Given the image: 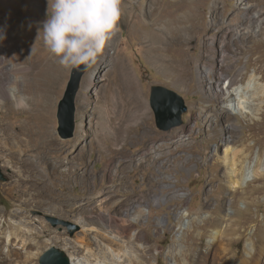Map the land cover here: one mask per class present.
I'll list each match as a JSON object with an SVG mask.
<instances>
[{"label":"rangeland","instance_id":"1","mask_svg":"<svg viewBox=\"0 0 264 264\" xmlns=\"http://www.w3.org/2000/svg\"><path fill=\"white\" fill-rule=\"evenodd\" d=\"M137 2L122 0L118 31L83 78L76 99L75 133L65 139L58 132L57 110L71 70L62 67L44 47L42 30L37 36L47 18L48 0H0V32L6 37L0 41V79L5 90L39 100L28 109L15 95L5 96L0 85V231L21 223L19 232L27 239L25 246L15 242L12 256L8 255L10 243L5 240L1 264H40L42 253L49 247L44 243L53 236H57L54 245L62 249L64 239L71 241L77 264H259L252 257L259 255L264 241V29L241 55H227L222 62L233 65L224 71L223 84L231 89L241 86L247 94L240 99L241 106H233V100L218 95L220 106L231 112V122L237 124L231 139L222 130L227 121L216 110H207L210 83L200 71L204 64L221 63L223 36L244 23L248 6L264 11V0H162L165 9L157 14L161 18L156 22L149 13L152 0L146 1L143 12L132 9ZM26 3L30 9L17 12V8H26ZM128 7L132 17L134 11L141 17L130 22ZM188 14L194 18L190 20ZM160 26L163 41L152 50L147 33H160ZM226 43L223 47L228 48ZM153 54L162 57L159 60ZM119 59L126 69L121 68ZM231 75H237L238 80L231 82ZM153 84L172 88L185 98L189 109L183 125L167 131L157 127L150 105ZM37 86L50 88L49 98L43 97L46 89ZM83 100L89 104L88 112ZM104 105L106 112L101 110ZM102 116L108 120L111 138L108 145L100 147ZM40 118L80 167L78 176L51 183L54 191L47 198L41 193L43 186L28 177L26 158L33 153L24 154L25 146L19 143L17 132L22 124L35 128ZM119 124L126 136L120 142L116 141ZM81 135L85 137L79 149L86 150L88 171L79 151L70 148ZM17 151L21 153L18 160ZM235 151L239 152L238 178L245 171L248 180L233 184L235 195L227 200L229 168L224 156ZM146 158L149 168L142 166ZM67 161L63 162L64 169ZM37 167L46 179L54 175L42 164ZM121 182L127 185L119 188L120 195L111 203L118 204L123 213L131 205L144 210L125 238L104 232L100 220L94 218L96 214L84 210L95 207L97 212L96 206L107 196L100 193L104 196L90 205V198L98 196L90 191V184L96 183L103 190L116 189ZM50 216L79 227L73 231L61 223L54 225ZM105 235L119 244L105 247ZM83 239L93 240L97 254L88 251ZM100 243L104 252H100Z\"/></svg>","mask_w":264,"mask_h":264},{"label":"bare ground","instance_id":"2","mask_svg":"<svg viewBox=\"0 0 264 264\" xmlns=\"http://www.w3.org/2000/svg\"><path fill=\"white\" fill-rule=\"evenodd\" d=\"M146 1L147 0H138L137 6H135V7L131 6V7L133 10L135 8V9H140V11L143 12V10H142L143 7H145V6L147 7ZM152 2H153V4L151 6H149V8H150L149 13H150V16L153 18L152 22H156V21H159L161 18L160 17L161 14L160 15H157V14L164 11L165 7L163 6L162 0H152ZM26 5H27V3L24 4V7H26V8L19 9V10H18V8L16 9V7H17L16 5H13V6L17 10V12H21L25 9L28 10L29 4L27 6ZM131 7H130V9H131ZM15 9L12 8L11 10L13 12H15L14 11ZM130 9L128 7V12H127L126 17L130 16L131 17L130 22H131L135 19H138L140 15H139V13H136L134 11V14L132 17ZM192 16H193V14H188L186 17L190 18V20H191L194 18ZM246 16L247 17H246V20L244 21V23H242L240 26H234L230 30L229 33L227 32L223 36L224 39L221 42V45H222L221 46V48H222L221 63H210L209 65L204 64L202 66V70L200 71L202 78H204V80L206 79V81L208 80V82L210 83L209 94L205 100L208 103L207 104V110L208 111H215L216 110V112H218V115H220L222 118H224L227 121L226 128L222 129L224 132H226L228 134L227 139L232 138V134L235 132L234 127H237V124L231 122V119H233V115L231 114V112H229L225 106H220L219 100H218V95L221 94L226 99L233 100L234 101V103H232L233 106H237V103H238V105L241 106L240 99L245 98L247 94L244 90L241 89L242 88L241 86H239L238 88L236 87L237 89L236 88L231 89L229 87L230 85L227 87V86H225L227 84H225V85L223 84V82L225 80V72L224 71L226 69H228V70L233 69V67H232L233 65L231 64V65H225L224 66L222 64V62H226V60H227L226 56L227 55L229 56L232 54L234 57L241 55V53L243 51H245L248 43L255 41L256 40L255 38L264 29V11L261 10L259 7H256L254 5L248 6L247 11H246ZM158 29L161 30L160 33L159 32H148L147 33V37L151 41L149 46L152 50H156L159 48L158 47L159 46L158 45L159 40L162 39V41H163V31L161 29V26L158 27ZM226 42L228 43V48L223 47V45ZM153 56L157 57V58L159 57V60L161 59L160 57H162L161 55H155V54H153ZM122 59H119L120 60L119 64L121 63L122 69H126L127 67L122 63V61H123ZM2 80L3 79H0V85H1V88L3 89L2 91H3L5 96L15 95L20 105L25 106V107L27 106L28 109H33L32 107H29V106L34 104V102L36 101L34 98L35 96L34 97L29 96V95L27 96V95H23L22 93L20 95H16V92H15V94H13V93L9 92L8 90H5V87H4L5 82ZM237 80H238L237 75H231V82H236ZM37 87L43 88V89L45 88L46 93H45V95H43V97L45 96V97L49 98V96H50L49 90H51L50 88H48L46 86H37ZM134 87L135 86H133V88ZM235 90L237 92H235ZM262 90L264 92V87L262 88ZM14 91H12V92H14ZM27 94H28V91H27ZM104 95L107 99L108 98V89L105 91ZM113 95H115V93H113ZM236 95H239L238 99H237ZM38 101H36V103H38ZM46 102H47V100H46ZM83 106H84V108H86V110L88 112L89 111V109H88L89 104H88L87 100H83ZM101 110H102V112L108 111V109H105V105L101 108ZM209 116L210 115L208 114L207 118H209ZM37 122H38L37 123L38 126H36L35 128H33L31 124L30 125L22 124L21 126H19V130L17 132H19L20 136L24 135L26 137V138H23V137L19 136V138H20L19 143L22 142L25 146V149H24L25 153L24 154L27 155L26 153H28V154H30V152L33 153L32 154L33 156L30 154V157L26 158V163L28 164L27 167H28V171H29L28 177L30 178V180H33L35 183L41 184L43 186V190H41V193L43 196H45V198H47L49 195H52V193L54 191L53 188L51 187V183H55V182L57 183V181H60L59 179H61V180L65 179V178L70 179V178H74V177L78 176L80 167L76 166V164L73 160H70V151L69 150L65 151L63 148H61L62 144L59 143V141L56 139V137H54L53 133L49 129L48 124L45 121H43L41 118L38 119ZM99 126H100V131H99L98 146L102 147L104 145H108V140H109V138H111V134L109 133V129H108V127H109L108 120L105 116L101 117ZM16 136H18V135H16ZM84 137L85 136H83V135L79 136L77 138V142L73 143L70 148H73L74 150L79 151V156L83 160V165L85 164V168L88 171V169H89L88 163H86L84 161L85 157H86V150L84 148L79 149L80 144L84 142ZM125 137L126 136L124 135V127L122 124H119L116 128V141L120 142L121 140H125L124 139ZM58 152H60L58 157L55 156V159H53V160L50 159V156H54V154H57ZM238 153H239L238 151H235L232 155L226 154L224 156V159L228 162V168H229V170L227 172V175H228L227 181H228V185H229V192L227 195V200H231L233 198V196L235 195V191L232 188L233 184H237L238 182H240L241 179L242 180L244 179V181L248 180V177H247L245 171L242 173L240 180L238 178L239 176L237 174V167H236V165L238 164V162L236 160V156L238 155ZM16 154H17V160H18V156H20L21 153L17 151ZM31 156L34 157L36 160L31 159ZM24 158H25V156H24ZM66 159H68L67 163L65 164L67 167L64 169L63 168V162ZM148 160H149V158H146L145 160L142 161V166L146 165L145 168L150 167V165H147L149 163ZM154 160H156V159H154ZM6 162H7V164H9L10 160H7ZM38 164H40V165L42 164L43 166H45V168H49L50 172H52V174H54V175L49 177V178H53V181H49V178L46 179L42 175L41 170L38 169V167H37ZM243 169H245V168H243ZM93 177H94V175H93ZM126 185L127 184L125 182H121L117 185L118 188H116V189L115 188L111 189V187H106V188L104 187L105 189L100 190L101 187H99L96 183L90 184L89 185L90 191L93 194H95V193L98 194V196H94V197L90 198V200L88 201V203L90 205H94L99 196H104V195H100V193H102V192H103V194H106L109 198H107V196H106L105 201H103L104 200V197H103L102 201L98 204V206H96L97 212H95L96 211L95 207L94 208L93 207L92 208H90V207L84 208L85 212L92 210L96 214V216L94 218H98L100 220V222L102 224V230L104 232H107V234H111V233L117 234L121 238L128 237L130 227L136 226L137 225L136 222L137 221L139 222L140 218L144 214V210L141 208L140 205H131L126 210V213H123L120 211L121 207L118 204L116 206V204L111 203L113 201L112 199H115L117 196L120 195L119 194V188H122L123 186H126ZM136 195L137 194H135V196ZM120 203L123 204V201H121ZM4 210H5V208H3V211ZM132 210H134V211H132ZM131 212L132 213L136 212V213L133 214L132 217H130ZM228 214L229 213L227 211V215ZM134 221H136V222H134ZM14 225H15L14 229H11V230L9 229L7 231H2V232L0 231V252L2 251L3 242L6 240L8 243H10V253H8L9 256H12V253H13L12 246H14L16 241L21 242L23 244V246L27 245V239L23 238L19 232V227L22 224L16 223ZM217 236H218V234H216V237ZM56 239H57V236H53L50 239L46 240V242L44 243L45 248H47L48 246L56 244L57 243ZM104 240H105V245H104L105 247L111 246L113 248L112 245L119 244L114 238L106 236V235L104 236ZM263 240H264V237H263ZM83 242H84V246L88 249L89 252H92L93 255L97 254V251L93 252V248H92L93 240L87 239V240H84ZM62 246L64 249L68 250V255L70 257L71 264H77V259H78L77 253H76V250L73 249L74 246L71 244V241H69V239H64ZM98 247H100V252L103 251L102 250V248H103L102 243H100L98 245ZM215 248L216 247L214 244L210 248V252L213 253L215 251ZM2 253H3V251H2ZM253 260L259 264H261L264 261V241L260 247L259 255L253 256L252 261ZM8 264H10V263L8 262Z\"/></svg>","mask_w":264,"mask_h":264},{"label":"clouds","instance_id":"3","mask_svg":"<svg viewBox=\"0 0 264 264\" xmlns=\"http://www.w3.org/2000/svg\"><path fill=\"white\" fill-rule=\"evenodd\" d=\"M122 0H48L47 18L38 29L44 47L69 70L94 67L118 31ZM0 32V41L5 39Z\"/></svg>","mask_w":264,"mask_h":264},{"label":"water","instance_id":"4","mask_svg":"<svg viewBox=\"0 0 264 264\" xmlns=\"http://www.w3.org/2000/svg\"><path fill=\"white\" fill-rule=\"evenodd\" d=\"M87 71L89 69L85 70L83 65L80 66V70L72 69L70 71L63 97L59 100L57 110L58 132L62 138L67 139L74 136L77 111L76 99ZM150 105L154 111L157 127L164 131L183 125L185 122L184 114L189 109L185 98L179 92L162 84L151 86ZM49 218L54 225L61 223L69 226L73 231L79 227L78 224L69 220L54 216ZM39 261L40 264H71L68 253L56 245L49 246L42 253Z\"/></svg>","mask_w":264,"mask_h":264}]
</instances>
